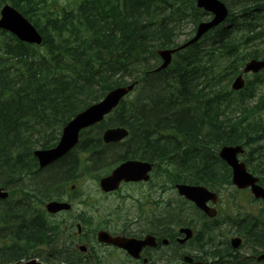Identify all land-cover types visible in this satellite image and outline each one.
<instances>
[{
    "label": "trees",
    "instance_id": "trees-1",
    "mask_svg": "<svg viewBox=\"0 0 264 264\" xmlns=\"http://www.w3.org/2000/svg\"><path fill=\"white\" fill-rule=\"evenodd\" d=\"M225 1L231 7L229 27L215 28L205 43L178 53L167 71L151 74L156 50L179 44L173 16L191 9L198 20L193 0L170 16L155 0H81L76 8L58 12L49 0H0V5L8 2L18 9L43 37L35 46L0 30V184L11 185L14 192L16 185L37 188L44 203L81 170L98 175L141 157L165 165L171 184L219 188L230 180L229 168L217 155L224 144L249 146L246 161L264 174V150L252 156L253 150L264 149V77L256 75L238 93L228 87L244 60L264 57V0ZM238 18L241 33L236 36L230 26ZM133 80L140 82L138 95L123 99L106 122L93 127L94 133L84 132L77 148L89 154L87 160L72 152L38 169L35 149L52 147L78 112ZM254 96L258 98L249 102ZM109 125L125 127L128 138L105 145L101 132ZM8 210L19 226L11 231L9 244L0 247V264L27 255L28 246L35 244L51 252L56 248L51 262L66 261L59 231L47 227L44 211L37 222L27 218L21 202ZM161 218L163 224L183 222L179 208L167 209ZM255 238L252 242L264 250V237ZM223 254L216 248L212 258L220 261Z\"/></svg>",
    "mask_w": 264,
    "mask_h": 264
},
{
    "label": "flooded vegetation",
    "instance_id": "flooded-vegetation-1",
    "mask_svg": "<svg viewBox=\"0 0 264 264\" xmlns=\"http://www.w3.org/2000/svg\"><path fill=\"white\" fill-rule=\"evenodd\" d=\"M73 176L74 178H82L83 175L77 174ZM124 184L126 183H122L123 187ZM131 184L139 193L134 199H131L136 210L132 217L128 215L127 210L124 211L127 215L122 216L121 214L118 216L124 205L108 208L105 206L104 203L111 197H120L122 199L119 191L104 192L98 189L97 194L92 196L86 189L80 191L75 184L56 189L55 195L57 194V196L54 200L65 201L70 204L68 210L56 213L65 214L70 225L68 231L69 250H65L67 256L65 264H170V262L173 264H187L183 261L185 255L192 257L193 262H188V264H217L215 263L217 260L212 258V256L216 255V251L214 250L213 252L211 249L218 245L220 233H217L213 219L207 217L201 211L192 212L190 224H198L196 235L194 234L193 239L180 243L179 239L184 237V235L178 233L181 226L173 228L168 223L159 224L154 221V200L151 183L138 182ZM21 188L25 191L22 194V198H26L27 204L25 203V208L30 215L29 219L34 218L38 222L39 208L42 203L40 200L41 191L31 186H21ZM31 189L33 190L26 192V190ZM96 196L100 198V202H97ZM124 199L130 200V197L125 195ZM259 204V200L244 202L243 206L236 208L238 211H235L238 214L240 212L244 215L246 214L244 222L234 227H230L229 224L224 225L227 226L223 229V232L226 233L224 237L226 242L221 244L220 241L219 243L223 245L224 249L230 251L228 255L230 258L227 261H233L235 264H263L256 259L257 250L250 249L249 245L248 248L245 247L248 250L246 253L238 252L229 245L230 238L234 236L242 239L241 245H245L243 244L244 242L249 244L248 240L250 238L254 239L255 235L260 234L264 237V207ZM8 207L9 204L7 202L0 201V208L4 209L1 213L3 218L0 219V239L1 242L3 240V245L6 244V238L13 235L11 231L19 226V224H16L17 217H13L14 222H10ZM216 210L221 213L218 206H216ZM228 211L234 212L231 208ZM32 216L35 217L32 218ZM212 226L214 227L211 228ZM100 230L108 231L112 236H122L137 240H142L145 236L152 235L154 243L142 246L139 254L133 256L122 248L97 241L96 235ZM192 240H195L196 245L193 248L190 246L193 244ZM251 244L255 245L254 243ZM23 248L24 243L22 242L21 249ZM190 248L193 249L191 252H189ZM207 248L208 250H204ZM53 251L55 252L56 248ZM39 252V246L33 249L34 254ZM51 255L53 256L52 253Z\"/></svg>",
    "mask_w": 264,
    "mask_h": 264
},
{
    "label": "water",
    "instance_id": "water-1",
    "mask_svg": "<svg viewBox=\"0 0 264 264\" xmlns=\"http://www.w3.org/2000/svg\"><path fill=\"white\" fill-rule=\"evenodd\" d=\"M198 6L212 11L215 14V17L211 22L201 23L199 25L197 35L193 41L198 39L200 35H202L205 31L222 21L227 14L225 5L217 0H198ZM0 16V28L11 31L22 41L37 44L41 43L42 37L39 32L15 8L9 5H4L0 11ZM193 41H190L187 44L174 50H165L159 52L164 60L160 68L168 65L171 59L172 52L180 48H184L186 45ZM263 66L264 61L259 62L252 60L251 62L247 63L244 71L256 72ZM133 85L134 84H131L132 87ZM232 86L234 89H239L243 86L241 76H239L234 81ZM128 90H130V88L128 87H117L111 90L102 101L89 106L87 109L77 114L64 127L61 140L56 147L45 150H37L35 152V155L39 160L40 167L46 166L47 164L51 163L52 161L66 153L70 148H72L77 143L78 132L80 131V129L88 127L97 121H100L103 118L104 114L110 112L111 109L118 104L119 100L123 95H125ZM126 135L127 131L124 128L118 127L107 129L103 134V140L106 143L115 142L122 139ZM241 151L242 150L240 147L225 146L220 150L219 154L221 158H223L231 166L233 173L232 181L238 188L251 186V190L256 197L264 198V190L260 186L256 185L257 179L249 174L245 169L244 163H239L236 158V154ZM150 168L151 166L148 163L127 161L114 169L110 176L101 179L100 185L105 191H108L116 189L119 182L122 180L138 181L141 179H147V172L150 170ZM177 188L181 195H184L186 198L195 201L197 206L204 209L207 213L208 210L205 207V202L209 199H212L213 201L217 199V195L215 193L209 192L208 189L203 186L177 185ZM6 195L7 193L1 192L0 189V197H6ZM68 207L69 206L67 204L54 201L46 205V208L49 212H56ZM209 214L213 215L210 212ZM182 231H185L187 233L186 238L190 237L191 234L189 231ZM98 236L100 241L112 242L114 244L121 245L125 247L130 253H134V242H137V251H139L142 245L153 243V239L151 237H147L144 241H135L132 239L125 240L121 238H112L106 232L102 231L99 232ZM238 244V241H234L233 243L234 246H237ZM261 258H264V256H261ZM27 264L41 263H37L32 260Z\"/></svg>",
    "mask_w": 264,
    "mask_h": 264
},
{
    "label": "rangeland",
    "instance_id": "rangeland-1",
    "mask_svg": "<svg viewBox=\"0 0 264 264\" xmlns=\"http://www.w3.org/2000/svg\"><path fill=\"white\" fill-rule=\"evenodd\" d=\"M54 1H55V5H53V4L51 5V2H54ZM76 1H78V0H52V1H49L50 2L49 5H50V7H53L54 9H60L61 6H65V7L73 6ZM159 1L161 2L162 0H159ZM169 3L175 4V3H177V0H169ZM202 17H208V15H203ZM193 28H194V23L190 19L185 20V21H181L179 24V29L177 30V31H180L179 32L180 41L183 40L184 38H186L190 33H192ZM81 184H83L82 190H85V189L88 190L92 196L97 194L95 191L97 189L96 188L97 184H96V182H94L93 179L84 178L82 180ZM127 193L135 195V197L138 195L137 189H135L134 186L132 187L131 185H125L122 188L121 194L125 196ZM220 193H222V197H223L222 201L220 202L221 208H224V205H223L224 202H229L231 204V206H233V203H235V202L237 205L244 203L243 201L245 200V198H244L245 193H242V194L237 193L235 191L234 187H224L220 191ZM230 194H233V197ZM153 196H154V199H156L158 197L161 198V194L158 191H154ZM162 197L165 201L169 200V202L171 203V205L173 206L174 209L177 208L176 203L182 202V200L179 199V196L177 195L175 190H172V189H169L167 192H165ZM95 198L98 199L97 202L101 201L99 197L96 196ZM104 204L107 208L112 207V206L116 207V206L124 205V208L118 213V216H120L121 214H122V216L127 215V213L124 212L125 210H127L129 212L128 215H130L131 217L134 215V213H136V210L134 208V203L129 199L126 201H122L120 199V197H111ZM223 210H225V209H223ZM53 220H58V219L56 217V218H53ZM194 243H195V241L193 242L192 245H190L192 248L195 246ZM192 248L189 249V252H191L193 250ZM244 250L247 251L246 248Z\"/></svg>",
    "mask_w": 264,
    "mask_h": 264
},
{
    "label": "bare ground",
    "instance_id": "bare-ground-1",
    "mask_svg": "<svg viewBox=\"0 0 264 264\" xmlns=\"http://www.w3.org/2000/svg\"><path fill=\"white\" fill-rule=\"evenodd\" d=\"M238 6V5H237ZM229 7V6H228ZM236 7V6H235ZM231 8V7H230ZM230 8H228V12H229V14H230ZM250 8V7H249ZM248 8V9H249ZM232 9H234V8H232ZM242 9H244V8H242ZM241 11V10H240ZM244 12V11H243ZM257 14H259V13H257ZM250 15H251V13H250ZM249 15V16H250ZM231 16V15H230ZM252 16V15H251ZM259 16V15H258ZM235 18V17H234ZM258 18V17H257ZM258 22V21H257ZM233 23V22H232ZM247 48V47H246ZM169 65H167V66H165V67H161V69H165L166 70V68L168 67ZM159 68H160V66H159ZM150 73V72H149ZM123 87H125V88H130V90H128L126 93H125V97H127V96H130V94L133 92V90H132V88L134 87V85H133V87L131 86V84H129V85H126V86H123ZM110 91H108L106 94H105V96L103 97V98H101L100 100H103L107 95H108V93H109ZM211 113V112H210ZM126 131H127V136L129 135V132H128V130L127 129H125ZM247 142V141H246ZM251 145V144H250ZM263 145V144H262ZM182 146V145H181ZM257 146V145H256ZM264 146V145H263ZM221 147V146H220ZM216 149V148H215ZM38 149H35L34 151H33V156H34V158L36 159V155H35V152L37 151ZM217 150V149H216ZM260 158V157H259ZM72 159H74V158H72ZM110 160V159H109ZM36 162H37V160H36ZM105 162V161H104ZM106 163V162H105ZM161 163V162H160ZM168 163V162H167ZM37 165H38V162H37ZM193 170H195V169H193ZM2 175H4V174H2ZM24 181V180H23ZM23 185V184H22ZM220 185V184H219ZM55 188V187H54ZM53 193V192H52ZM244 211V210H243ZM168 214V213H167ZM259 221V220H258ZM259 225V224H258ZM245 227V226H244ZM243 227V228H244ZM156 228V227H155ZM254 229V228H253ZM138 231V230H137ZM204 231V230H203ZM167 232V231H166ZM158 233V232H157ZM215 233V232H214ZM218 233V232H217ZM216 233V234H217ZM259 233V232H258ZM196 235V234H195ZM214 238V237H213ZM217 238V237H216ZM216 238H215V240H216ZM256 239V238H255ZM259 240V239H258ZM228 245V244H227ZM211 248V247H210ZM23 251L25 250V249H22ZM173 250V249H172ZM212 250V249H211ZM232 250V249H231ZM179 251V250H178ZM213 252H214V250H212ZM234 252V251H233ZM215 254V253H214ZM180 255H182V254H180ZM197 256V255H196ZM239 257V256H238ZM60 259V258H59ZM62 259V258H61ZM60 259V260H61ZM78 259V258H77ZM156 259V258H155ZM174 259H176L175 257H174ZM254 261V260H253ZM193 262V261H192ZM188 264V263H187ZM228 264V263H227ZM232 264V263H231Z\"/></svg>",
    "mask_w": 264,
    "mask_h": 264
}]
</instances>
